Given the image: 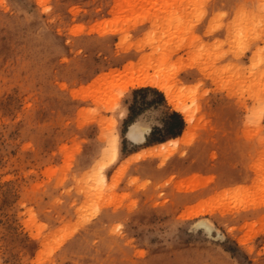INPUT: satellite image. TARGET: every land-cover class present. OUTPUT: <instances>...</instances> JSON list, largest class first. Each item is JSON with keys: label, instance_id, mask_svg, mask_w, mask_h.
<instances>
[{"label": "rangeland", "instance_id": "rangeland-1", "mask_svg": "<svg viewBox=\"0 0 264 264\" xmlns=\"http://www.w3.org/2000/svg\"><path fill=\"white\" fill-rule=\"evenodd\" d=\"M130 62L193 122L121 93ZM262 71L264 0H0V264H264ZM174 112L187 141L126 165L131 121L165 141Z\"/></svg>", "mask_w": 264, "mask_h": 264}, {"label": "bare ground", "instance_id": "bare-ground-1", "mask_svg": "<svg viewBox=\"0 0 264 264\" xmlns=\"http://www.w3.org/2000/svg\"><path fill=\"white\" fill-rule=\"evenodd\" d=\"M151 58L153 59V57H151ZM162 59H165V58H162ZM154 60L151 61V62H154ZM134 63H136V62H134ZM134 63L130 62L127 65H125V68L123 67L124 68V73L127 74V77H126V80L120 86L121 93L127 91L131 87L150 86V87L156 88V89H158V90H160V91H162L164 93L165 98L167 99L168 103L170 105H172L173 109H175L176 111L180 112L183 115L184 120L188 124L189 123L191 124V122H193V119H195V116H193L194 114L192 113V111L189 108L186 107V105L184 103V100H182L178 96V95H180V93H178V95H177L175 93L176 91H174L172 89L171 85L167 83L168 80L166 82L165 78L167 76L166 75H165L166 77L161 76L160 72L157 69H155V70H153V72H151L150 69H153L155 67L157 68L158 67V63H155V67L153 65H150L151 64L150 63L149 64L150 67L148 65L145 68H139V69L135 68V66H134L135 64ZM143 63H145V62H143ZM138 64L139 63L136 64L137 67H138ZM139 65H142V64H139ZM187 66H190V65H187ZM119 72H121V71H119ZM119 74H117L116 77L119 76ZM256 74H258V72ZM122 76H123V74L120 75L119 77L125 78V77H122ZM253 77H255L253 79V81H254L253 83H256L257 85H260L261 90L264 92V71H262L261 73H259L258 75H255ZM118 83H120V81ZM185 95H184V97H185ZM249 112H250V118L251 119H254V118L255 119H261L264 116V96H261V94H259V95H257L255 97L254 105L252 107H250ZM139 125H138V123L136 121H134V122L129 124V126L127 128V131L125 133V138L127 140H129L130 142H133V143L142 142L143 138H144L143 136L146 133L149 132V129H146L144 131V130H142V128H140ZM187 133L188 132H186V130H184L182 132V134L180 136H178V137L167 139V140H165L163 142H160L159 144L154 145L152 148L142 149L141 151L136 153L133 157H130V159L128 161L125 160L126 161L125 163H127L126 165H128L130 161H135V160H137L139 158H145V157H147L149 155H153L154 154V152H153L154 150H158L159 153H162V150H169L170 149L169 146H173L174 147V146H177L179 143L187 141L186 140ZM137 135H138V138L136 137ZM188 136H190V135H188ZM189 141L190 140H188V142ZM109 149L111 151L112 157H115L117 155V153H118V145H117V142H116V137L113 140L112 144L110 145ZM158 152H157V154H158ZM103 166L104 165L102 164L101 168H103ZM97 180L105 181V175H104L103 171H99L97 173ZM190 208H192V207H190ZM208 208H211V206L208 207ZM209 210H207V211H209ZM199 211H200L199 209L194 208V209L191 210V215L197 214V213H199ZM189 213H190V211H189ZM185 215H187V214L185 213ZM89 219L90 218H86V219L84 218V220H82L81 223L83 224V223L87 222ZM81 223H79V224H81Z\"/></svg>", "mask_w": 264, "mask_h": 264}, {"label": "crops", "instance_id": "crops-1", "mask_svg": "<svg viewBox=\"0 0 264 264\" xmlns=\"http://www.w3.org/2000/svg\"><path fill=\"white\" fill-rule=\"evenodd\" d=\"M145 87H147V86H145ZM135 88H137V87L129 88L128 91L133 90ZM151 89H154V88L152 87ZM136 120L137 119H133V121H131V122H134ZM182 122H183V120H182ZM140 128H142V130H144V131L146 129H149V132L143 136L144 138H143L142 142H140V143L129 142L130 143V150L124 155L123 160L130 158L131 156L135 155L136 153H138L142 149L152 148L154 145L159 144L160 142L164 141V140H158V141H153L152 143H147V138L151 135L153 128L145 127L143 124H140ZM184 128H185V123L183 122V125H182L180 132L176 135H173L171 138H175V137L180 136L182 134ZM136 137L138 138V135ZM147 160L148 159H143V160L140 159L138 162H135L132 165L145 164ZM114 169H115V167L113 168V170ZM113 170H112V172H113ZM140 178H143V177H140Z\"/></svg>", "mask_w": 264, "mask_h": 264}, {"label": "trees", "instance_id": "trees-1", "mask_svg": "<svg viewBox=\"0 0 264 264\" xmlns=\"http://www.w3.org/2000/svg\"><path fill=\"white\" fill-rule=\"evenodd\" d=\"M172 117H174V118L179 120V126H178L179 129L174 132V135H176V134H178L180 132V130L182 128V125H183V122H182V118L179 116V114H177L175 112L172 114Z\"/></svg>", "mask_w": 264, "mask_h": 264}]
</instances>
